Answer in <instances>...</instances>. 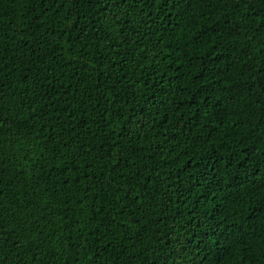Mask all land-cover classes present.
<instances>
[{
    "label": "trees",
    "instance_id": "obj_1",
    "mask_svg": "<svg viewBox=\"0 0 264 264\" xmlns=\"http://www.w3.org/2000/svg\"><path fill=\"white\" fill-rule=\"evenodd\" d=\"M0 264H264V0H0Z\"/></svg>",
    "mask_w": 264,
    "mask_h": 264
}]
</instances>
